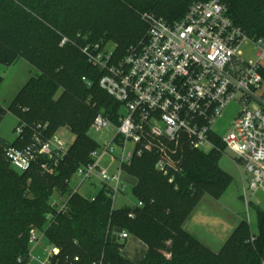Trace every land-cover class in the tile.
Listing matches in <instances>:
<instances>
[{
	"label": "trees",
	"instance_id": "trees-1",
	"mask_svg": "<svg viewBox=\"0 0 264 264\" xmlns=\"http://www.w3.org/2000/svg\"><path fill=\"white\" fill-rule=\"evenodd\" d=\"M195 1L208 0H0V64L10 66L25 58L40 71L10 106L27 125L24 138L15 139L13 145L25 146L31 128L39 123L47 124L48 135L63 125L74 134L53 174L44 172L39 163L27 172L16 171L5 157V140L0 137V264H28L33 228L44 231L48 243L60 247L53 264H99L101 260L102 264H264V209L255 203L251 207L258 233L242 219L217 252L184 228L205 195L220 198L232 183L233 177L219 166L224 149L204 153L183 147V172L174 183L155 169L154 151L134 155L122 168L137 179L133 194L142 206L113 209L107 187L102 186L94 199L70 187L78 167L91 161V152L98 146L89 135L95 116L103 112L116 124L120 109V103L100 88L102 71L81 48L111 42L120 58L146 33V24L131 4L174 22ZM222 1L249 37H264V0ZM108 3L119 8L109 13ZM113 19L118 23L112 24ZM88 97L86 110L77 106ZM3 112L0 107V119ZM55 192L68 198L65 211L52 205ZM121 230L147 246L140 261L123 255ZM76 255L79 261L74 262L71 258Z\"/></svg>",
	"mask_w": 264,
	"mask_h": 264
},
{
	"label": "built area",
	"instance_id": "built-area-1",
	"mask_svg": "<svg viewBox=\"0 0 264 264\" xmlns=\"http://www.w3.org/2000/svg\"><path fill=\"white\" fill-rule=\"evenodd\" d=\"M141 19L146 24L144 37L120 58L115 55V44L95 43L81 48L88 61L102 71L100 88L126 113L118 114L111 141L103 142L100 151L91 152V161L78 167L75 174L81 177L80 184L100 181L110 189L114 209L117 194L124 193L127 186L122 165L134 155L154 151L155 169L170 183L183 172L182 160L175 159L166 146L155 141L204 153L229 149L234 163L243 166L247 174L242 198L250 207L252 197L260 189L264 192V37H249L229 16L228 5L222 0L195 1L174 22L149 11L143 12ZM245 44L255 51L250 57L242 52ZM233 104L237 108L231 127L220 133L218 122ZM112 123L110 116L99 112L92 127L103 132ZM26 126L19 119L15 139L24 138ZM46 131L47 124L33 126L30 141L23 147L4 142L5 157L16 171L27 172L39 163L44 172H56L74 138L67 131L52 135ZM129 142L135 145L134 151L127 150ZM116 150L120 151L119 158L114 154ZM105 155L110 156L111 163L119 159L117 173L101 166ZM67 202L68 198L61 197L52 205L61 212L66 210ZM42 237L44 231H30L28 264L31 259L37 264H53L60 254V247L49 244L44 258L35 256L33 251ZM130 237L127 230L118 232L119 240L125 244ZM71 259L79 261V256Z\"/></svg>",
	"mask_w": 264,
	"mask_h": 264
},
{
	"label": "rangeland",
	"instance_id": "rangeland-1",
	"mask_svg": "<svg viewBox=\"0 0 264 264\" xmlns=\"http://www.w3.org/2000/svg\"><path fill=\"white\" fill-rule=\"evenodd\" d=\"M139 6V5H138ZM135 7L133 4L130 5L139 18L141 17L143 10L139 7ZM107 8L109 13L116 12L119 6L115 3H108ZM108 14V13H107ZM112 24H117L116 19L111 21ZM88 30L90 28L88 27ZM109 42L106 45H111ZM242 52L244 56L250 57L255 51L249 44H245L242 48ZM40 75V71L34 65H32L27 59L20 58L15 63L10 66H6L0 64V107L2 108L3 116L0 119V137L6 142H13L17 136L15 131V127L18 125L19 119L15 113L10 110V106L16 98V95L20 91V89L25 85V83L31 78ZM62 90L60 89L57 95H60ZM90 97L86 100L79 101L77 106L86 110V106H88ZM237 106L233 104V106H229L225 111L224 116L218 122L219 124V132L225 133L227 132L232 124V114L235 112ZM125 108L120 105V109L118 114H125ZM93 123V122H92ZM92 123L89 129L90 137L97 143V150L100 151V145L103 142L111 141L114 134L116 133V124L113 122L108 129H104L103 132L97 131L94 127H92ZM69 128L65 125L61 126L58 131H67L71 136V139L74 138V134L68 131ZM157 145L166 146V151L171 154L175 159L182 160L183 159V151L182 148L171 143H167L165 141H157ZM135 145L132 142L128 143L127 150L134 151ZM115 156L119 158L120 151H115ZM233 152L229 149H225L223 154L219 160V166L229 172V174L233 177V181L226 190V192L220 198H213L208 195H205L194 212L191 214L190 221H192V225L189 227V231H192L193 234L196 235L195 229L199 232L201 237H204L207 241H212L215 243V246L223 244L226 241L229 234L232 232L234 227L238 224L240 219H247L248 222H252V227L256 226V218L254 217L255 211L253 207H246V204L243 200L235 197V194H240L243 189V181L242 177H245L244 169L239 165H236L232 159ZM101 166L108 169L110 173H117L120 168L119 159H116L114 163H111V159L109 155H105L101 160ZM247 178V177H246ZM81 177L77 174H74L70 180V187L72 189H77L79 187V193L83 194L87 197H92L96 195L103 184L98 180L86 181L83 184H80ZM61 200V197L55 192L52 197V201ZM253 203L260 206L264 209V192L260 189L253 197ZM137 203V199L133 194L129 185L126 186L124 193H118L114 202L115 209H121L128 206H134ZM39 236L40 232L37 233ZM131 239V238H129ZM172 241L168 240L166 245L171 246ZM126 246V244H125ZM49 248V243L45 237H42L39 244L34 249L33 253L35 256H39L40 258H44L46 256V250ZM125 248V247H124ZM123 248V250H124ZM123 252V251H122ZM166 255V251H164ZM125 257V253H123ZM144 257L143 254H138V256L133 257L132 261H140ZM29 264H37V262L31 259Z\"/></svg>",
	"mask_w": 264,
	"mask_h": 264
},
{
	"label": "crops",
	"instance_id": "crops-1",
	"mask_svg": "<svg viewBox=\"0 0 264 264\" xmlns=\"http://www.w3.org/2000/svg\"><path fill=\"white\" fill-rule=\"evenodd\" d=\"M236 164V163H235ZM237 165V164H236ZM241 166V165H240ZM242 168H243V166H241ZM244 169V168H243ZM225 171V170H224ZM227 172V171H226ZM227 173H229V172H227ZM244 173H245V177H242V181H243V183H244V180L246 179V177H247V174H246V172H245V169H244ZM123 179L127 182V185H129V187L131 188V190H132V192H133V188H134V186L136 185V183H137V179L135 178V177H133V176H131V175H129V174H127V173H124L123 174ZM74 190V189H73ZM236 196V198H237V200L238 199H240L241 198V200H243V198H242V192L240 193V194H235ZM195 210V209H194ZM194 210H193V212H194ZM255 211V210H254ZM192 212V213H193ZM191 213V214H192ZM191 216V215H190ZM190 216L188 217V219L185 221V223H184V228L187 230V231H189V227L192 225V221H190L191 219H193V217L190 219ZM254 217L256 218V226L253 228L252 227V222L250 221L249 223H250V225H251V229H252V231H253V233H258V228H257V215H256V213H255V215H254ZM242 220V218L240 219V221ZM240 221L238 222V224L240 223ZM237 224V225H238ZM236 225V226H237ZM236 226L234 227V229L236 228ZM233 229V230H234ZM233 230H232V232H233ZM195 232H196V235L195 234H193V232L192 231H189L192 235H194L196 238H198L199 240H201L203 243H205L207 246H209L213 251H215V252H217V251H219L220 249H221V247L223 246V244L225 243V242H223V244H221V245H218V246H215V243H213L212 241H207V240H205V238L204 237H201L200 235H199V232L195 229L194 230ZM231 232V233H232ZM230 233V234H231ZM230 234H229V236H230ZM228 236V237H229ZM131 239H128L127 241H126V246H125V248H124V250H123V253H125V255H127V257L128 258H130V259H132L133 257H136V256H138V254H143V255H145V253H146V251H147V246L141 241V240H139L138 238H136L135 236H133V235H131V237H130ZM227 240V239H226Z\"/></svg>",
	"mask_w": 264,
	"mask_h": 264
}]
</instances>
